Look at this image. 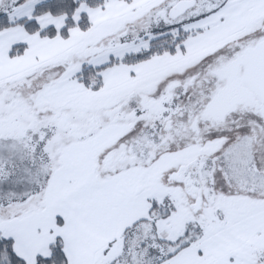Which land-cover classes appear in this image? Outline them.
Listing matches in <instances>:
<instances>
[{"label":"snow or ice","instance_id":"obj_1","mask_svg":"<svg viewBox=\"0 0 264 264\" xmlns=\"http://www.w3.org/2000/svg\"><path fill=\"white\" fill-rule=\"evenodd\" d=\"M0 264H264V0H0Z\"/></svg>","mask_w":264,"mask_h":264},{"label":"trees","instance_id":"obj_2","mask_svg":"<svg viewBox=\"0 0 264 264\" xmlns=\"http://www.w3.org/2000/svg\"><path fill=\"white\" fill-rule=\"evenodd\" d=\"M42 2H43V0H42ZM86 26H87L86 24L82 23V27H86ZM50 27H52V26H50Z\"/></svg>","mask_w":264,"mask_h":264}]
</instances>
